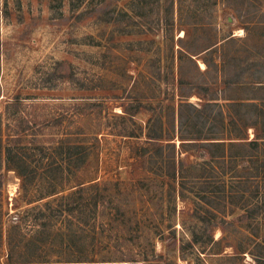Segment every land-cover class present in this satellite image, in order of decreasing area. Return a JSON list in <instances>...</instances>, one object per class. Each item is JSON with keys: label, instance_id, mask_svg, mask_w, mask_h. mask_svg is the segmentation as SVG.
<instances>
[{"label": "rangeland", "instance_id": "1", "mask_svg": "<svg viewBox=\"0 0 264 264\" xmlns=\"http://www.w3.org/2000/svg\"><path fill=\"white\" fill-rule=\"evenodd\" d=\"M13 96L21 104L8 116L28 121L44 144L69 136L87 146L74 176L56 174L62 187L99 185L80 211L36 219L23 210L55 195L38 199L49 187L37 180L23 196L2 141L0 264H264V148L228 140L252 137L243 123L254 114L239 104L264 103V0H0L2 131ZM181 102L210 103L200 134L186 107L176 131ZM147 127L172 138L175 158L174 135L211 137L210 163L190 155L174 179L164 176L166 140L132 160Z\"/></svg>", "mask_w": 264, "mask_h": 264}, {"label": "trees", "instance_id": "2", "mask_svg": "<svg viewBox=\"0 0 264 264\" xmlns=\"http://www.w3.org/2000/svg\"><path fill=\"white\" fill-rule=\"evenodd\" d=\"M21 98L19 96H13L11 100H7L4 103V115L6 119H11L9 123H5L4 130H0V143L2 144V154H3V163L4 167L8 170H12L15 175L19 178V187L23 196L27 194L28 185L34 184L35 181H44L47 184L49 189L42 193L38 199H42L48 197L50 195H55L50 200L43 201L39 205L31 206L25 210H23L26 214L32 212L33 217L39 219L42 216H56L62 219L70 216L74 211H80V208L83 205V202L89 196L90 191L98 188L97 182L89 181H76L69 186L62 187L59 179H56V174L66 175L68 179L70 176H74L77 167L80 163L84 162L87 156V146L83 141H69V136H64L63 138H58L54 144L51 143L50 139H46L47 144H44L42 138H39L33 131L28 127L27 122L24 121L22 117L19 115H9L8 116V107H17L20 105ZM233 105V104H232ZM232 105L228 107H231ZM240 106H245L250 108L252 111L253 119L251 122L243 123V132L249 128L251 129L252 137L247 139L245 137H229V141L232 139L241 140V144L247 146L248 148L257 149L259 146L264 148V103L256 104L253 102H248L247 104H239ZM210 103L202 104L200 107H195L190 103L181 102L178 104L177 109V122H176V131L180 132L183 127V121L181 119V108L186 107L193 112V126L196 128V132L200 134L202 129L207 121L208 115L204 114L206 108H210ZM220 110L218 112V116L221 123V128H229L230 125L234 123L233 117L229 115V112L225 114L226 122H224L223 118L224 111L221 106H219ZM123 111V110H121ZM190 118V117H189ZM202 119L201 122L196 123L198 119ZM159 122V127L162 125ZM147 124V123H146ZM167 125L166 123H164ZM171 128L173 129V122L171 123ZM11 131L9 132V130ZM162 131V128H160ZM174 130V129H173ZM178 140V149H177V157L174 156V144L168 142L172 138H162V135L156 136L151 135L148 131V127L146 128L143 143L134 147V155L132 160L134 161H143L145 151L149 147L155 148L156 152L162 150V148L166 146H170L172 149V155L166 157V161L164 162L167 165V171L164 173L166 177L174 179V174L176 173L177 168L175 164L181 165L184 162H187L186 159L190 156H196L202 159L200 162H196L195 165L201 167L205 166L211 161L212 151L211 146L214 145L215 142L212 141L211 137H200L196 135L192 138H185L180 133L174 135ZM166 140L165 145L163 146L161 142ZM37 143V144H35ZM190 144L193 146L192 151L190 153L187 152L185 145ZM33 145H36L33 147ZM223 144H221V147ZM33 149H37L36 152H33ZM52 149L57 150L58 152H63L62 156L59 160H55L54 157H49L48 154L44 153V150ZM43 150V151H42ZM180 153H184L183 157H179ZM38 157L34 159V156ZM62 176V179H63ZM264 176V175H262ZM264 178V177H263ZM61 179V181H62ZM183 179L180 178L178 181V195L180 197L183 196L181 188L183 187ZM58 182V183H57ZM60 183V184H59ZM87 183V184H86ZM72 188L71 192L63 194V191L66 189ZM85 196V197H84ZM198 199L205 205L204 210H208L206 206H210L209 201H207L206 196L203 194L202 197H198ZM95 202V201H94ZM39 228V226H37ZM57 234L63 235L64 231H60ZM195 236V233H192V238ZM61 237V236H60ZM77 254V253H72ZM76 259L69 260L70 262L80 263L82 260ZM92 261V260H91ZM125 264H139L135 260H124ZM26 264V263H22ZM99 264H105L103 261L99 262ZM122 264V263H117Z\"/></svg>", "mask_w": 264, "mask_h": 264}]
</instances>
